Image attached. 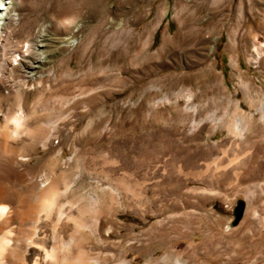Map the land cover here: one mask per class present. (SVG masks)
Masks as SVG:
<instances>
[{
  "label": "rangeland",
  "instance_id": "rangeland-1",
  "mask_svg": "<svg viewBox=\"0 0 264 264\" xmlns=\"http://www.w3.org/2000/svg\"><path fill=\"white\" fill-rule=\"evenodd\" d=\"M19 4L15 45L34 41L31 35L44 25L62 36L51 21L72 16L80 23V41L55 62L56 77L46 76L23 99L33 103L36 127L46 133L47 121L65 110V92L88 93V114L74 108L70 115L73 137L65 135L67 120L58 119L51 138L56 145L62 138L66 156L72 139L76 146L87 143V166L75 170L82 179L78 194L117 190L114 203L106 192L122 222L112 238L124 245L133 235L137 246L126 258L135 257V264L149 257L153 264H264V178L213 180L222 172L215 167L233 158L264 164V0ZM153 23L143 43L139 34ZM9 102L15 110L14 99ZM241 131L252 140L240 139ZM99 137L104 159L93 149ZM115 141L118 152L111 151ZM42 154L37 145L29 166L52 169L55 157ZM238 199L245 206L235 219Z\"/></svg>",
  "mask_w": 264,
  "mask_h": 264
},
{
  "label": "bare ground",
  "instance_id": "bare-ground-1",
  "mask_svg": "<svg viewBox=\"0 0 264 264\" xmlns=\"http://www.w3.org/2000/svg\"><path fill=\"white\" fill-rule=\"evenodd\" d=\"M19 3L21 0H0V264H135V257L126 258L137 249L133 235L127 237L124 245L112 238V234H118L122 222L108 203L106 192L114 203L119 196L117 190L100 187L98 192H90L86 197L78 194L82 185L76 183L81 174L75 170L87 166V143L76 146V139H72L70 154L66 156L62 138L56 136L57 145L51 138L52 132L57 130L58 119L67 120L65 135L73 137L75 121L70 120V115L74 108H79L82 116L88 114V93L76 97L65 92V110L59 117L47 121L46 133L36 127L38 117L32 110L33 103L23 99L27 92L41 88L46 76L56 77L55 62L64 59L63 55L80 41L75 34L80 23L72 16L51 21L50 25L61 30L62 36L47 31L44 25L31 35L34 41L28 38L25 44L15 45L11 38L20 20ZM155 25L146 26L139 40L146 43ZM166 40L168 38L163 37V41ZM141 45L144 51L146 45ZM14 70L21 74L15 77ZM10 99L15 101V110L11 109ZM87 129L88 126H84L80 134ZM238 136L248 142L252 140L251 135L245 136L243 131ZM262 144L257 145L256 151L262 149ZM37 145L42 146V155L55 157L52 169L39 171L29 166L31 154L37 153ZM93 146L96 157L104 159L106 144L102 138ZM120 148L115 141L111 151L118 152ZM172 160L176 162L179 157L175 154ZM251 160L233 158L226 164L220 163L215 169L221 167L222 172L213 180L246 182L255 177L264 178V164H254ZM97 162L96 165H101L99 160ZM146 264H153L150 257ZM172 264L182 263L176 259Z\"/></svg>",
  "mask_w": 264,
  "mask_h": 264
},
{
  "label": "water",
  "instance_id": "water-1",
  "mask_svg": "<svg viewBox=\"0 0 264 264\" xmlns=\"http://www.w3.org/2000/svg\"><path fill=\"white\" fill-rule=\"evenodd\" d=\"M245 202L242 199L237 200V204L234 210V218L239 219L244 211Z\"/></svg>",
  "mask_w": 264,
  "mask_h": 264
}]
</instances>
